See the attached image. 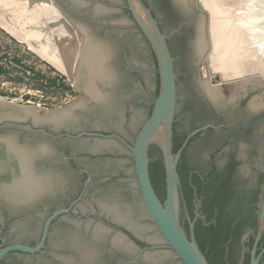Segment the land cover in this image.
Returning a JSON list of instances; mask_svg holds the SVG:
<instances>
[{
	"label": "flooded vegetation",
	"instance_id": "1",
	"mask_svg": "<svg viewBox=\"0 0 264 264\" xmlns=\"http://www.w3.org/2000/svg\"><path fill=\"white\" fill-rule=\"evenodd\" d=\"M54 1L69 21L81 19L93 26L95 32L116 39L118 46L129 47L131 38L139 35L155 68L130 70L137 74L152 72L157 82L155 92H147V120L159 89L157 65L126 1ZM141 1L165 35L173 60L175 110L171 147L173 155L181 150L176 165L179 225L188 237L193 225L195 242L208 264H251L252 252L257 264H264V223L262 228L260 223L264 206V87L246 86L242 92L235 91L233 84L219 87L211 82L203 68L209 47L206 17L194 0H186L185 4L177 0ZM109 17L117 19L110 22ZM199 24L205 42L202 54L195 48ZM82 29L108 46L85 26ZM110 51L109 65L113 69L114 55ZM105 90L109 94L106 106L88 103L85 109L75 111L73 123L58 131L48 128L45 136L27 135L20 128L0 129L21 130V139L32 138L35 148L44 144L46 150L33 161L32 167L37 175L52 176L57 181L52 189L27 203L15 204L0 198V250L15 245L37 247L47 225L43 247L38 252H8L0 264H160L164 253H170L181 264L161 238L154 241L143 230L144 222H148L159 236L139 189L141 205L136 209L106 197V186L121 176L120 172L112 173L119 159L125 157L132 164L130 152L116 139L76 138L84 133L117 136L132 145L114 128L92 124L97 117L104 121L118 118L113 102L115 89ZM140 92L136 90L123 97L131 99ZM32 132L40 130L33 128ZM114 143L124 149L123 156L109 146ZM152 150L159 152L155 157L162 162L160 150L151 146L149 151ZM3 152L0 148L1 156ZM8 164L11 172L0 174V185L4 180L8 183L12 179L11 169H16L13 159ZM117 212L122 215H116ZM140 214L145 217L133 219Z\"/></svg>",
	"mask_w": 264,
	"mask_h": 264
},
{
	"label": "rangeland",
	"instance_id": "2",
	"mask_svg": "<svg viewBox=\"0 0 264 264\" xmlns=\"http://www.w3.org/2000/svg\"><path fill=\"white\" fill-rule=\"evenodd\" d=\"M199 2L204 6L207 5L205 0H197L195 1V4ZM234 2L233 8L235 9L232 10H239V34H241V32H243L242 35L245 34L244 31L248 29V38L251 34L252 36L254 35L253 37H250L249 42L252 43H249L248 45L254 44L257 52H259H254L248 58V60L252 59L258 68L252 74L245 75L244 77L254 76L264 83V80L261 78V74L264 71V43H262L263 47L261 44V42H264V16H262L264 15V0H241L240 2L242 3L235 0ZM25 3L18 7L14 3L9 2V0H0V62L4 61L7 65L10 62L12 65L23 67L25 70L32 68L39 72L56 74L61 77V80L64 81V83H62L63 86L56 94H53L52 91L51 94L41 92V94H37L35 98L31 99L30 102H26L30 98H21L22 93L20 92L24 87L23 81L25 80L23 79L22 81L21 70L15 68L14 73L16 74V79L14 80V83L19 86L13 87L14 91L12 92L1 90L0 100L3 99L4 101H10L22 106L37 107L36 110L39 114L61 110L77 102L84 103L86 107L88 102H86L78 81L80 63L82 62L81 59L83 54L80 48L83 41L80 28H84L85 26L90 33L105 40L113 52L114 58L112 61V67L116 73V80L112 85L113 89H115L113 102H115L116 110L119 114L118 118L115 120L107 119V121H104L100 117L94 118L92 124L98 128H114L127 141L133 142L135 135L150 112V97L147 92L153 94L156 87L154 73L147 72L137 74L133 70H130L134 67L145 69L155 68L154 62L146 53L147 51H145L144 44L140 41L139 35H134L131 38L129 47L124 48L117 45L116 39L95 32L96 30L93 26L79 18H76L74 24L72 22L69 24L67 18L55 11L56 8L54 9L55 6L50 0H26ZM33 6H35L34 9ZM24 7H27V9ZM41 8L43 9L41 10ZM116 19L117 17H109L107 18V21L114 22ZM247 22L250 23V25ZM66 24L70 25L68 26L71 28V32L68 27H65ZM79 26L81 27L79 28ZM258 29L260 30V34H257L255 31ZM208 40L210 42V39ZM242 40H244V37ZM243 43L245 42L243 41ZM257 43L259 45H257ZM66 46H70V49L74 51V53L80 49L78 56H75L73 63L68 69H64L59 63L61 60V57H59L61 53L59 54V52L62 47L64 48ZM210 51L209 44L203 68L206 72L208 71L207 76L211 82L220 85L223 83L220 75L216 72L212 73L215 69L210 67L207 60ZM243 60L247 61L245 57ZM18 77H20L21 80ZM240 79L245 80L243 77H240L239 80ZM229 84L227 83V85ZM35 85L36 87H39L38 83ZM102 89L103 88L101 87V90ZM136 90H141L137 97L131 99L123 97ZM102 91L107 92L105 89ZM13 92L16 94H12ZM40 95H42V97ZM47 96H52L54 100H45ZM37 104L40 106H37ZM109 146L114 148L115 151H118L121 156L125 154L124 149L116 143ZM118 172L121 173L118 180H115L113 183L106 186V189L108 190L106 197L114 200L120 205L131 206L133 209L138 208L141 205V200L140 196L137 194L138 188L133 173V166L126 161L125 157L119 159L115 170L112 171V173ZM132 217L134 220H139V217L144 218L145 215L140 214L139 216L136 215ZM144 224L146 226L143 230L148 232V234L153 237L154 241H160V237L155 229L148 222H144ZM160 264L180 263L175 260L170 253H164L163 260Z\"/></svg>",
	"mask_w": 264,
	"mask_h": 264
},
{
	"label": "water",
	"instance_id": "3",
	"mask_svg": "<svg viewBox=\"0 0 264 264\" xmlns=\"http://www.w3.org/2000/svg\"><path fill=\"white\" fill-rule=\"evenodd\" d=\"M125 1L133 22L146 39L155 57L159 78L157 97L153 100V106L149 118L144 122L135 135L132 145L127 144L123 139L117 136H103L84 133L76 138H80L81 136H95L104 140L116 139L120 144H122L131 154L133 172L139 193L148 215L157 228L160 238L177 256L181 264H208L206 258L195 242L193 236V225H190V236L188 237L184 230L180 227L178 221L177 186L179 179L176 171V165L181 150H179V152L175 155L172 154L171 127L175 110V74L173 69V60L166 44V37L161 33L157 22L141 0ZM52 2L56 5L54 0H52ZM58 9L62 13L60 8ZM199 11L206 17V31L208 38L209 18L205 11ZM70 22L72 21L70 20ZM72 23L74 24V22ZM222 85L226 86L227 84L221 83L218 86L221 87ZM262 86L264 87V83ZM72 106L73 104L64 109L50 113L57 114L65 112L71 109ZM36 108L37 107L34 106L18 105L10 101H5L3 103L0 102V129L5 127L20 128L24 129L27 135L29 134L37 137L47 135L46 129L48 128L53 131H58L64 127V125L53 126L46 120L50 115L45 113L38 115L34 112V109ZM33 128L40 130V132H32ZM6 139H13L18 146L34 150L39 154L37 157L40 156L41 152L46 150L44 144L38 145L37 148L33 147V139L28 136H24L21 139V130L17 131L15 129L12 131L0 132V142ZM151 146L157 147L162 156V163L165 172V199L163 202L158 199L149 178L148 166L150 159L148 157V153ZM0 148H3V145H0ZM62 212L64 211H60L59 213ZM57 214L58 213H55L54 215ZM263 216L264 206L260 217L261 228L264 223ZM46 228L47 225L45 226L41 242L37 247L30 248L19 245L10 246L0 250V259L5 254L12 251H20L29 254L38 252L43 247ZM257 262L258 260L254 259L252 252L251 264H257Z\"/></svg>",
	"mask_w": 264,
	"mask_h": 264
},
{
	"label": "bare ground",
	"instance_id": "4",
	"mask_svg": "<svg viewBox=\"0 0 264 264\" xmlns=\"http://www.w3.org/2000/svg\"><path fill=\"white\" fill-rule=\"evenodd\" d=\"M25 1L26 0H9V2L14 3L18 7L23 5ZM50 1L52 4H54L52 0ZM70 1H73L72 3L76 2V0H70ZM177 1L180 4L186 3V0H177ZM234 1L235 0H205V3L207 4L206 6L202 5L201 2L197 3L196 6L198 7L199 10L205 11L209 18L208 20L209 38L208 39H210L209 44H210L211 51L209 53L207 60L209 62L210 67L215 69V71L212 73H215V72L218 73L223 83L233 84L235 87L234 88L235 91L243 92L244 90H246L245 89L246 86H257V87L259 86L260 87L263 83L254 76L252 77L247 76L248 78L244 77L245 75L252 74L258 68L256 63H254L252 59L248 60L250 55L253 54L254 52H257V50L254 44L248 45L249 43H252V42H249V39L250 37H253L254 35L252 36L251 34V36L248 38L247 28H246L247 30L244 31L245 34L242 35L243 32L239 34V28H240L239 27V22H240L239 21V10H232V9H235L233 8V4L235 3ZM240 1L238 0L239 3H242ZM77 5L80 6V4H77ZM54 6H55L54 9L56 8L55 11L59 12L62 16H64L59 11V9L57 8L55 4ZM24 8L27 9V7H24ZM34 8L35 6H33V9ZM42 9L43 8H41V10ZM29 10H32V9H29ZM68 22L69 24H71L69 20ZM248 24L250 25V23ZM68 25L66 24L65 27L69 28L70 25L69 26ZM80 27L81 26H79V28ZM69 29L71 32L72 31L71 28ZM80 30L83 36V41L80 47L81 52L83 54L81 53L82 62L80 63L81 65H80V70L78 74L79 87L82 89L86 102L92 103L96 106H101V107L106 106L108 103L107 99L109 97V94L102 90L104 88L107 89V88L112 87V85L114 84L116 80V74L114 73L113 69L109 65L110 60H111V51L105 43L95 40L93 37H91L88 34V32L85 29H82L81 27ZM198 30L199 32L197 33L198 37L195 43V48L198 54H202V52L205 49V42H204L203 34H202L203 32L202 24H199ZM255 31L257 32V34L260 32L259 29ZM243 37H244V40H242ZM247 39H248V42H247ZM243 41L245 43H243ZM262 43L264 42H261V44ZM257 45L259 44L257 43ZM262 47H263V44H262ZM79 51L80 49L74 53V51L70 49V46H66L64 48L62 47L61 51L59 52V54L61 53L59 55V57H61L60 58L61 60L60 62L59 61L58 62L61 64V66L64 69H68L69 66L73 63L75 56H78ZM242 53L245 55H243ZM244 57L247 59L248 62L243 60ZM261 75H262L261 78L264 80V71ZM240 77L245 78V80L243 79L239 80ZM101 87L103 88L102 90H101ZM218 95L220 96V93ZM213 97H214V94H213ZM0 102L3 103L5 101L2 99L0 100ZM83 109H85V104L82 102H77L73 104L71 109L65 112H61L57 114L45 113L47 115H50L47 117L46 120L50 122L53 126H62L65 124H71L73 123L72 121L76 117L75 111L83 110ZM34 112L40 115L36 109H34ZM0 143H1L0 145H3L2 149H4V152H3L4 156L0 155V174L4 175L8 171L11 172L10 165L8 164V160L13 159L16 163V169L15 170L11 169L13 170V172L10 175L12 179H10L8 183L6 180H4L2 181L0 185V198H3L15 204L27 203L31 201L32 199H34L35 197H37L40 193L48 191L55 186L57 182L56 178L52 176L37 175L35 173L32 167V163H33V160L39 155L37 152L29 148L18 146L14 142L13 139L2 140ZM116 215L120 216L122 214L120 213L119 215L118 213ZM122 217H119V219L120 218L122 219Z\"/></svg>",
	"mask_w": 264,
	"mask_h": 264
},
{
	"label": "built area",
	"instance_id": "5",
	"mask_svg": "<svg viewBox=\"0 0 264 264\" xmlns=\"http://www.w3.org/2000/svg\"><path fill=\"white\" fill-rule=\"evenodd\" d=\"M15 68L21 70L22 81L23 79L25 80L23 81L24 87L20 92L22 93L21 98L23 97L30 98L26 102H30L31 99L35 98L37 94H41V92L51 94L52 91L53 94H56L63 86L62 83H64V81H62L61 77L56 74L39 72L32 68H29V70H25L23 67L12 65L10 62L7 65L3 61L0 62V91L4 90V91L12 92L14 91L13 87L19 86L16 85V83H14V80L16 79L15 78L16 74L14 73ZM18 78L21 80L20 77ZM34 83L35 84L38 83L39 87H36ZM12 94H16V93L13 92ZM40 96L42 97V95ZM45 100L53 101L54 99L52 96L49 97L47 96ZM37 106L40 105L37 104Z\"/></svg>",
	"mask_w": 264,
	"mask_h": 264
},
{
	"label": "trees",
	"instance_id": "6",
	"mask_svg": "<svg viewBox=\"0 0 264 264\" xmlns=\"http://www.w3.org/2000/svg\"><path fill=\"white\" fill-rule=\"evenodd\" d=\"M158 153L159 152L157 150L149 151L148 157L150 159V162L148 166V172L151 185L158 199L163 202L165 199V172L160 158L155 157V155H158Z\"/></svg>",
	"mask_w": 264,
	"mask_h": 264
}]
</instances>
